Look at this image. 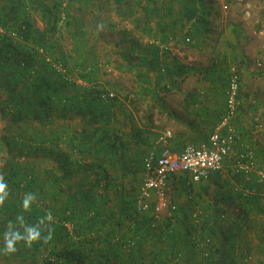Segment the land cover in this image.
Returning a JSON list of instances; mask_svg holds the SVG:
<instances>
[{
    "label": "trees",
    "instance_id": "1",
    "mask_svg": "<svg viewBox=\"0 0 264 264\" xmlns=\"http://www.w3.org/2000/svg\"><path fill=\"white\" fill-rule=\"evenodd\" d=\"M113 1L124 0H0V121H4L0 136L10 155L0 164V174L11 192L0 209V243L6 223L22 212L23 193L34 192L38 202L24 215L33 223L50 210L56 219L53 239L31 248L21 243L12 254L15 258L34 264H213L218 258L214 253L229 243L217 236L247 229L243 223L247 210L222 209L221 201L215 200L204 211L193 198L184 205L171 203L169 217L156 213L157 203L141 210L140 186L126 189L119 181L128 173L137 176L139 169L145 175L144 160L139 153L128 157L126 136L110 129L123 106L121 92L115 95L98 84V60L85 67L88 60L75 61L62 50L64 25L75 38L73 50L79 58L86 35L95 30L92 26L81 30L79 14ZM129 1L126 13H121L124 18L141 13L142 25L147 29L156 22L162 36V27L182 30L190 25L186 41L190 47L200 53L216 47V1ZM38 14L42 30L37 26ZM151 32L149 28L146 36L153 38ZM125 33L119 32L124 40ZM129 66L130 73L137 71L138 86L145 74L137 65ZM147 66L158 75V84L170 74V67L160 59ZM74 72L85 85L72 81ZM242 175H235L236 182L244 184ZM170 183L181 185L187 196L195 194L189 174L174 176ZM236 188L221 193V199L230 204L235 199L244 203L255 199L250 195L252 187H247L249 193ZM110 192L115 193L114 202ZM193 212L200 214L198 219L192 218Z\"/></svg>",
    "mask_w": 264,
    "mask_h": 264
},
{
    "label": "crops",
    "instance_id": "2",
    "mask_svg": "<svg viewBox=\"0 0 264 264\" xmlns=\"http://www.w3.org/2000/svg\"><path fill=\"white\" fill-rule=\"evenodd\" d=\"M216 2L217 41L213 50L200 53L187 44L190 25L182 30L162 27V36L157 29L160 26L152 21L148 25L153 38L146 36L149 28L146 29L145 24L140 29L132 26L125 31L127 39H123L120 52L123 73H130L131 64L137 65L139 73L145 76L143 82H140L142 78L137 82L138 86L126 91L129 100L127 103L124 100L122 109L116 113V122L120 119L121 129L126 132L123 134L132 145L130 149L135 151L131 155L141 154L138 157L144 160L143 169L153 152L159 156V150L154 151L153 145L164 131L173 134L169 146L174 154H180L188 144L208 143L224 114L231 67H237L241 76L240 106L235 124L242 144L235 155L243 154L246 148L253 149L257 163L264 166V0ZM159 59L170 67L169 76L161 84H158V75L147 66ZM159 68L162 69L161 65ZM190 79L193 85H189ZM184 83L187 86H183ZM233 159L225 161L223 171L212 182L194 184L193 197L187 196V190L181 185L173 187L172 204L177 205L184 197L186 202L190 198L199 200L204 211L215 200L221 201L222 209L247 210V218L243 220L247 229L217 236L218 241L227 239L229 243L214 253L218 258L213 264H264V185L257 184L255 174L242 175L243 183L247 182L249 189L252 187L254 192L250 195L255 199L250 203L235 199L233 204L221 199V193L228 189L237 187L239 192L248 189L236 182ZM135 167V164L131 166L133 170ZM199 215L193 212L192 218L196 220Z\"/></svg>",
    "mask_w": 264,
    "mask_h": 264
},
{
    "label": "built area",
    "instance_id": "3",
    "mask_svg": "<svg viewBox=\"0 0 264 264\" xmlns=\"http://www.w3.org/2000/svg\"><path fill=\"white\" fill-rule=\"evenodd\" d=\"M228 81L225 114L208 143L201 146L188 144L180 154H174L169 146L173 137L171 131H164L157 137L153 150H159V156L156 157L153 152L146 160L145 175L139 188L138 206L141 210L149 209L153 196L157 195L156 213L160 214L166 208L164 194L174 176L189 174L194 184L209 182L215 174L223 171L225 161L231 157L234 158L237 174L249 176L255 173L258 183L264 184V166L257 163L253 149L246 148L243 154L235 155L242 144L235 124L241 91V76L237 67L230 68ZM113 96L110 94V97Z\"/></svg>",
    "mask_w": 264,
    "mask_h": 264
},
{
    "label": "rangeland",
    "instance_id": "4",
    "mask_svg": "<svg viewBox=\"0 0 264 264\" xmlns=\"http://www.w3.org/2000/svg\"><path fill=\"white\" fill-rule=\"evenodd\" d=\"M48 2H53V0H45ZM214 1H219L220 3L224 0H214ZM228 0H225L227 2ZM130 1L124 0L120 4H116L114 1L112 4L108 6H97L96 10L93 8H89L86 13H81L79 14L80 16H83V19L81 21V25L83 27H80L81 30H85L86 28L93 27V30L95 28V31L92 33H88L86 35V46L84 49V52L81 53L80 57L78 58L77 54H75V46L73 45L75 38H73L72 35H68L67 33V28L63 25L62 27V32H63V37H62V50H64L70 57L75 61H83V60H88L89 62L85 67H90L92 65V62L98 60V84L102 87H104L107 91L110 93H114L115 95L121 92V100H125V93L126 91L130 90L131 88L136 87V75L137 71H134L132 73H127L124 74L123 72H120L118 69L119 68H124V65L121 62V57L119 56V53L121 52V45L123 41V37L119 35V32L121 31H128L131 29L132 26L142 25V19L139 21L141 18V13H136L133 16H130L128 18H124L121 16V13H126L128 9V3ZM232 3L233 0H230ZM143 5L145 3L143 2ZM76 7H79L76 5ZM36 22L37 26L42 30L44 28V24L40 19V15L38 14L36 16ZM100 23L104 24V29L100 30L98 28V25ZM115 24V25H113ZM216 28V27H215ZM75 27L73 31H75ZM217 30V28L215 29ZM72 31V32H73ZM73 34V33H72ZM102 35V36H99ZM89 52V53H88ZM90 52L92 54H90ZM73 61V62H75ZM72 62V63H73ZM76 72H74L75 74ZM138 80V79H137ZM72 81L74 83H77L78 86H83L85 85L84 82L78 77L77 74H75L72 77ZM189 85H193V80H189ZM183 86H187L186 83L183 84ZM124 93V95H123ZM119 96V94H118ZM126 101V100H125ZM127 103V101H126ZM120 112V111H119ZM239 112V111H238ZM238 116V115H237ZM119 120L115 123V125L110 127L112 130L111 133L114 131H117L119 136L123 135L125 136L126 132H123L121 129V123H119ZM4 129V121H0V131H3ZM1 134V132H0ZM128 147H129V152H128V157L132 156L130 155L133 149L131 148L130 141L126 140ZM0 164L5 163V161L8 159L10 155H8V150L5 148L4 145H2V140L0 136ZM48 166V165H47ZM112 171V170H110ZM114 172V171H113ZM121 172H114V175H119L121 176ZM135 175H129L126 178L120 180L119 182H124V186L126 189H130L132 187H137L141 186V181L142 177L144 174L138 172ZM180 186V185H179ZM176 187L175 185H172L171 183L168 184L166 192L164 194V200L166 202V208H164L161 211L162 217H169V205L173 203V195L174 193V188ZM178 189V188H176ZM109 196L112 198L113 202L115 201V193L110 192ZM182 200V201H181ZM153 203H159V197L157 195L153 196L152 199ZM186 202V199L183 197L182 199H179L178 204L184 205ZM161 216V215H160ZM68 229L70 230L71 227L68 225ZM2 245V243H0ZM0 264H34L31 263L29 260L28 261H23L21 258H15L13 255L10 256H5L3 254H0ZM39 264H43L42 261L39 262Z\"/></svg>",
    "mask_w": 264,
    "mask_h": 264
},
{
    "label": "clouds",
    "instance_id": "5",
    "mask_svg": "<svg viewBox=\"0 0 264 264\" xmlns=\"http://www.w3.org/2000/svg\"><path fill=\"white\" fill-rule=\"evenodd\" d=\"M104 24L100 23L98 28L104 29ZM11 195L9 184L3 174H0V209H3L6 201ZM38 202V194L34 192L23 193L21 200L22 212L17 214L14 220H9L5 225L2 237V247L0 254L10 256L14 254L19 244L31 248L35 243H49L53 239L56 219L49 210L43 216L36 218L35 222L29 223L24 213H29L33 205Z\"/></svg>",
    "mask_w": 264,
    "mask_h": 264
}]
</instances>
